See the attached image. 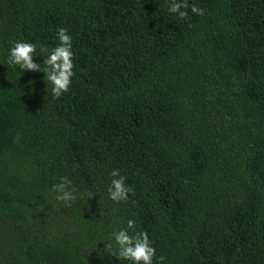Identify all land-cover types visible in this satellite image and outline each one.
Segmentation results:
<instances>
[{
  "label": "trees",
  "instance_id": "obj_1",
  "mask_svg": "<svg viewBox=\"0 0 264 264\" xmlns=\"http://www.w3.org/2000/svg\"><path fill=\"white\" fill-rule=\"evenodd\" d=\"M168 3L0 0V264H128L103 248L128 219L153 264H264V0ZM61 27L73 76L54 97L6 57L45 56ZM61 177L76 199L56 201Z\"/></svg>",
  "mask_w": 264,
  "mask_h": 264
},
{
  "label": "clouds",
  "instance_id": "obj_2",
  "mask_svg": "<svg viewBox=\"0 0 264 264\" xmlns=\"http://www.w3.org/2000/svg\"><path fill=\"white\" fill-rule=\"evenodd\" d=\"M188 8L195 15H202L203 10L195 5L189 6L186 0H169L167 11L175 14L178 18L187 17ZM57 45L47 50L45 56L36 52V44L23 41L14 42L10 47L6 57V63L9 66L19 68L22 72H40L43 74L42 80H46L50 87V93L54 97H59L68 90V86L73 76V63L71 51V36L64 28H58L56 31ZM46 50L41 48V53ZM40 56L41 61L35 62L33 57ZM110 180L107 187L108 199L114 202H120L127 199L130 188L124 183V176L119 175L118 171L113 169L110 172ZM71 181L61 177L59 182L51 186V191L55 194L58 202H69L76 199V189L71 187ZM89 198L92 194L85 193ZM103 248L109 254L118 260L128 262V264H153L155 248L151 245L147 233L135 231V222L128 219L124 227L111 233L110 240L103 244ZM162 261L163 257H157Z\"/></svg>",
  "mask_w": 264,
  "mask_h": 264
}]
</instances>
